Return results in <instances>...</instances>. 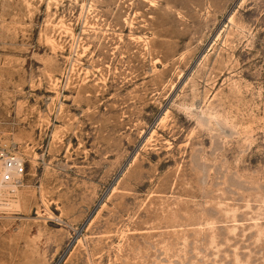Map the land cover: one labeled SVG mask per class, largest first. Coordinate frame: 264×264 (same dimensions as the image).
Returning <instances> with one entry per match:
<instances>
[{"label": "rangeland", "instance_id": "rangeland-1", "mask_svg": "<svg viewBox=\"0 0 264 264\" xmlns=\"http://www.w3.org/2000/svg\"><path fill=\"white\" fill-rule=\"evenodd\" d=\"M0 264H264V0H0Z\"/></svg>", "mask_w": 264, "mask_h": 264}, {"label": "built area", "instance_id": "built-area-1", "mask_svg": "<svg viewBox=\"0 0 264 264\" xmlns=\"http://www.w3.org/2000/svg\"><path fill=\"white\" fill-rule=\"evenodd\" d=\"M24 167L21 158L0 148V194L15 192L22 186Z\"/></svg>", "mask_w": 264, "mask_h": 264}, {"label": "bare ground", "instance_id": "bare-ground-1", "mask_svg": "<svg viewBox=\"0 0 264 264\" xmlns=\"http://www.w3.org/2000/svg\"><path fill=\"white\" fill-rule=\"evenodd\" d=\"M16 193V192H15Z\"/></svg>", "mask_w": 264, "mask_h": 264}]
</instances>
